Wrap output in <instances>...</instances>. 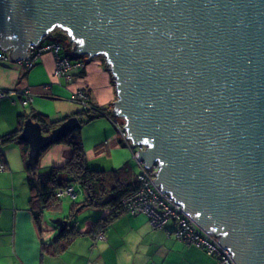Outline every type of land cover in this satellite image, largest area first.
Segmentation results:
<instances>
[{
  "label": "water",
  "instance_id": "obj_1",
  "mask_svg": "<svg viewBox=\"0 0 264 264\" xmlns=\"http://www.w3.org/2000/svg\"><path fill=\"white\" fill-rule=\"evenodd\" d=\"M55 28L78 55L104 57L113 113L145 168L158 163V189L235 264H264V0H0L10 60ZM79 126L73 115L44 134L26 118L30 167Z\"/></svg>",
  "mask_w": 264,
  "mask_h": 264
},
{
  "label": "crops",
  "instance_id": "obj_2",
  "mask_svg": "<svg viewBox=\"0 0 264 264\" xmlns=\"http://www.w3.org/2000/svg\"><path fill=\"white\" fill-rule=\"evenodd\" d=\"M52 38L49 35L43 41H56ZM0 52H3L1 48ZM71 61H81L83 66L56 76L51 52L41 54L30 68L22 62L0 59V89L7 92L0 98V137L17 129L19 114L36 112L50 121L75 115L83 108L75 97L80 90L97 107L112 105L110 109L114 110L115 84L105 59H88L83 55ZM27 98L30 100L26 101ZM81 137L85 156L95 169L114 170L135 161L106 115L84 123ZM66 154L65 144L50 145L40 155L38 166L42 171L59 166L67 161ZM0 162L5 164L0 170V264H219L217 258L204 249L178 240L173 232V221L153 228L147 215L141 213L116 215L103 231V239L86 233L92 221L106 215L108 209L100 210V214H83L79 220L73 218L83 234L63 251L53 255L46 253L43 245L52 241L58 227L46 217L51 210L43 212L39 225L34 220L19 146L13 142L0 146ZM66 197L67 204L64 203ZM60 199L61 205L53 209L56 215L66 211L77 197ZM61 218L68 219L69 214Z\"/></svg>",
  "mask_w": 264,
  "mask_h": 264
},
{
  "label": "trees",
  "instance_id": "obj_3",
  "mask_svg": "<svg viewBox=\"0 0 264 264\" xmlns=\"http://www.w3.org/2000/svg\"><path fill=\"white\" fill-rule=\"evenodd\" d=\"M52 36L56 40L55 42L61 43L63 55L70 61L74 58L83 57V55L76 53V45L73 46L64 31L58 29L54 35L51 33ZM87 102L89 104L88 109L82 108L75 115L73 114L78 117L80 126L56 142L63 143L72 150L71 157L59 166H51L45 171H39L38 158L34 169H32L27 161L28 144L20 138V133L24 120L28 117L33 121L39 122L42 132L46 134L70 116L64 117L59 121H50L45 116L36 112H30L26 115L19 114L17 117V129L0 137V146L13 142L21 150L24 169L27 175L28 202L37 225L40 224L41 216L45 210L53 211L54 208L61 205V199L56 197L57 190L70 185H79L82 194L85 196L83 201H73L71 203L69 218L65 219L68 220L66 226L52 238L50 243L43 245V250L51 255L63 251L77 236L83 234L78 229L76 221H73L77 212H80L85 207L109 210L106 215L92 221L90 229L86 232L88 234H98L106 230L116 215L126 212L122 206V201L140 188V170L134 160L133 163L127 162L118 169L108 171L95 169L89 164L82 144V125L102 115H106L110 119L116 117L112 115L114 111L110 109L112 105L100 108L92 104L90 98ZM116 119L120 118L117 117ZM121 143L129 148L128 142L122 138ZM137 148L138 146H135L134 150H137ZM45 149L41 151L40 155Z\"/></svg>",
  "mask_w": 264,
  "mask_h": 264
},
{
  "label": "built area",
  "instance_id": "obj_4",
  "mask_svg": "<svg viewBox=\"0 0 264 264\" xmlns=\"http://www.w3.org/2000/svg\"><path fill=\"white\" fill-rule=\"evenodd\" d=\"M65 35L67 36L66 33ZM70 42L73 46L75 45L71 40ZM45 52H51L54 55L56 76L66 75L72 69H79L83 66V62H72L62 54L61 43L55 41L44 42L43 39L39 43L31 45L28 48L26 58L19 62H22L25 66L30 68L34 65L40 55ZM0 59H9L5 51L0 52ZM6 95L7 92L0 89V98L5 97ZM75 97L80 101L83 109L89 108L87 102L88 96L85 92L82 90L77 91ZM28 100L30 99L27 98L26 101ZM118 118L121 120L116 118H111V120L120 137L128 142L132 158L138 164L140 170L139 180L141 181L140 188L122 201L124 211L131 214L141 213L147 215L153 228H161L167 221L173 220L175 222V229L173 232L178 240L205 249L207 253L214 255L217 258L219 264H235L231 251L228 248L221 246L217 235L211 232L202 231L189 215L184 212L183 207L170 196L169 192H161L158 189L153 181L156 177L155 173L159 168L158 163L155 162L149 168H145L144 163L137 159V151L143 149V147L138 146L137 150H134L135 147L131 146V141L127 137L124 119L119 116ZM4 168L5 164L0 162V170H3ZM77 195L78 193L73 185L61 188L56 192V197L58 198L70 196L75 200ZM96 237L97 239H103V232H99Z\"/></svg>",
  "mask_w": 264,
  "mask_h": 264
},
{
  "label": "rangeland",
  "instance_id": "obj_5",
  "mask_svg": "<svg viewBox=\"0 0 264 264\" xmlns=\"http://www.w3.org/2000/svg\"><path fill=\"white\" fill-rule=\"evenodd\" d=\"M58 29L59 28H55V29H53V31H52V34L54 35L55 34V32L56 31H58ZM60 30V29H59ZM46 38V37H45ZM62 54H64L63 52H62ZM86 57L88 58V56L86 55ZM102 57L103 56H101V55H96V56H94V57H92L93 59H95V58H99V59H101L102 60ZM91 58V59H92ZM104 58V57H103ZM66 148L68 149V154H66V159L68 160L70 157H71V154H72V150H71V148L69 147V146H67L66 145ZM39 171H42V168H40L39 167ZM75 186V190H76V192L77 193H79L78 195H77V202H79V201H83L84 200V198H85V196L82 194V192L80 191V186L79 185H74ZM71 198V197H70ZM72 199V198H71ZM73 200V199H72ZM67 201H68V198L66 197L65 199H64V203L65 204H67ZM73 202V201H72ZM71 202V203H72ZM71 205V204H70ZM70 205L68 206V208L66 209V211H61V212H59V215H56L55 214V212L54 211H52L51 210V212H50V214L48 215V216H46L47 218H49V220L51 219V218H57V217H62V216H64V215H67V214H69V212H70ZM92 212H97L98 214H100V210L99 209H96V208H92V207H85L84 209H82L80 212H77V214L74 216V220L75 219H81L82 218V216H83V214H91ZM88 225H89V223H88ZM89 227V226H88ZM87 227V228H88Z\"/></svg>",
  "mask_w": 264,
  "mask_h": 264
}]
</instances>
